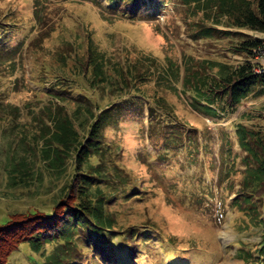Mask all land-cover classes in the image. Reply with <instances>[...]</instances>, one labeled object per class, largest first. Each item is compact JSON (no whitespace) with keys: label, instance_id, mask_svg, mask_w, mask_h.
Masks as SVG:
<instances>
[{"label":"trees","instance_id":"16d2710c","mask_svg":"<svg viewBox=\"0 0 264 264\" xmlns=\"http://www.w3.org/2000/svg\"><path fill=\"white\" fill-rule=\"evenodd\" d=\"M89 1L118 17L139 20L161 12L167 2ZM177 2L203 12L204 19L192 26L193 39L210 44L227 38L221 49L227 54L224 59L185 54L180 63L168 59L162 65L151 54L140 53L114 64L87 36L77 49L70 40L65 42L58 61L65 69L74 56L71 69L52 73L49 81L37 78L32 89L47 95L45 103L31 105L24 113L0 92V164L7 183L32 195H47L51 204L50 210L32 205L0 219V264H15L13 256L26 248L30 264H136L139 246L170 241L154 225H119L112 206L119 199L137 201L145 191L138 190L121 164V143L108 141L106 131L125 118L135 119L146 127L156 154L162 151L156 160L164 162L182 149L191 154L190 146L196 148L199 137L198 130L177 119L160 89L181 85L193 108L213 122L230 115L248 96L264 94V73L255 72L253 62L264 40L255 35L264 33V0ZM17 25L0 18V61L23 50L26 39L15 36ZM210 48L216 52L215 45ZM232 55L241 61L230 62ZM36 107L40 110H33ZM261 111L257 120L243 114L244 120L231 123L232 132L226 126L219 132L226 171L220 183L240 174L229 206L242 214L246 226L260 232L255 244L238 241L237 258L246 264H264V108ZM24 115L34 116L37 127L24 125ZM164 254L162 261L169 264L179 260L172 252Z\"/></svg>","mask_w":264,"mask_h":264},{"label":"rangeland","instance_id":"374dc122","mask_svg":"<svg viewBox=\"0 0 264 264\" xmlns=\"http://www.w3.org/2000/svg\"><path fill=\"white\" fill-rule=\"evenodd\" d=\"M39 17L43 18L41 22ZM0 18L17 22L15 36L26 39L21 53L2 57L0 61V92L7 97L8 103L20 106L24 113L31 105H41L49 99L40 90L35 88L38 91L35 94L32 89L37 78L46 81L52 73L60 74L74 66V56L65 69L58 61L67 39L77 49L80 43L85 44V37L91 36L96 48L114 64L121 57L131 61L140 53L151 54L162 65L168 59L180 63L185 54L219 56L221 59L227 55L221 50L225 48L227 38L218 42L212 40L210 44L215 45L216 52L210 48V41L192 38V26L204 19L203 12L177 0H167L161 12L140 20L105 12L89 0H0ZM13 43H16L15 39ZM228 59L235 64L241 61L239 55ZM159 92L171 104L180 122L198 130L199 145L198 148L190 146L191 154L182 149L177 151V157H167L164 162L156 160L162 151L156 154L157 149L148 139L146 127L142 128L131 117L106 131L108 141L121 143L120 162L131 173L138 190L145 191L137 201L119 199L112 206L118 214L119 225H154L162 237L170 239L168 243L158 244L152 240L139 246L135 263L169 264L167 259H162L164 252H172L179 259L175 264H246L237 258L241 245L238 241L255 244L260 240V232L252 225L246 226L242 214L229 206L228 201L235 195L234 183L239 181L240 174H231L230 180L220 183L226 171H223L225 155L222 154L219 132L225 126L232 132L231 123L244 120L243 114L257 120L264 108V94L248 96L230 115L213 122L193 108L181 85ZM103 103H107V99ZM33 117L25 116L22 123L37 127ZM1 128L0 148L3 144ZM235 152L237 145L233 146V154ZM232 184L234 188L230 186ZM32 205L50 210L49 196L32 195L25 188L12 187L0 164V219ZM27 254V248L17 252L13 256L15 264H30ZM34 256L39 257L38 254Z\"/></svg>","mask_w":264,"mask_h":264},{"label":"built area","instance_id":"2783aa9c","mask_svg":"<svg viewBox=\"0 0 264 264\" xmlns=\"http://www.w3.org/2000/svg\"><path fill=\"white\" fill-rule=\"evenodd\" d=\"M256 36L264 38V33H255ZM253 62L256 64L255 72L264 73V40L263 45L258 49L257 54L253 59Z\"/></svg>","mask_w":264,"mask_h":264}]
</instances>
